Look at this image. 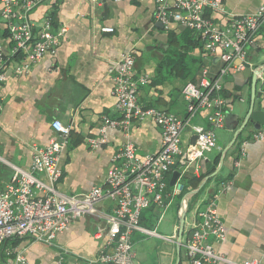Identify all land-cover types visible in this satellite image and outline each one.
I'll use <instances>...</instances> for the list:
<instances>
[{
    "label": "crops",
    "instance_id": "crops-1",
    "mask_svg": "<svg viewBox=\"0 0 264 264\" xmlns=\"http://www.w3.org/2000/svg\"><path fill=\"white\" fill-rule=\"evenodd\" d=\"M222 1L229 12L238 15L251 14L264 5V0ZM154 7V0H105L102 5L91 0H45L35 8L31 13L34 22L42 23L49 17L53 32L60 28L65 31L53 53H46L25 74L8 71L0 85V190L10 180L13 166L29 171L34 150L47 146L56 137L51 126L53 119L70 128L67 145L57 162L61 176L54 186L60 193L86 192L101 184L112 154L126 139L135 143L140 155L159 149L161 130L149 118L137 120L130 128L129 138L120 128H108L104 144L93 148L87 141L101 134L105 116H119L109 69L124 54L134 55V78L147 76V83L138 88V98L144 106L164 108L178 116L186 114V102L181 94L185 82L197 83L204 68L210 75L218 71L220 62L204 54L193 33L175 22L163 25L155 19ZM209 15L218 18L212 12ZM103 26L112 27L113 31L103 32L100 30ZM11 46L5 22L0 17V48L4 55ZM247 52L248 65L221 79V94L229 111L225 113L224 126L215 131L217 146L197 162V169L194 165L187 169L180 178L182 191L163 212L164 217L169 211L170 225L163 227V234L170 235L178 226L183 196L208 177L189 198L184 225L203 199L218 193L217 214L225 238L213 241V247L217 253L238 262L264 255V121L259 130L249 123L230 146L250 106L253 76L264 66V27L257 32ZM256 93L254 109L260 106L264 112L259 77ZM205 116L206 112L202 111L191 122L207 124ZM259 132L261 137L257 136ZM181 137L185 145L191 137L189 128H185ZM34 174L47 182L44 173ZM171 174L166 177V202L174 185H170ZM147 210L152 220H140L141 225L156 228L160 208L152 205ZM97 221L93 215L73 220L50 245L30 237L7 240L0 249V264H7L17 252L29 264H75L92 259L105 242V238L93 237ZM158 239L140 231L132 232L136 263L190 264L182 248L178 256L176 245L164 240L159 244ZM151 251L155 255L153 260L149 259Z\"/></svg>",
    "mask_w": 264,
    "mask_h": 264
},
{
    "label": "built area",
    "instance_id": "built-area-1",
    "mask_svg": "<svg viewBox=\"0 0 264 264\" xmlns=\"http://www.w3.org/2000/svg\"><path fill=\"white\" fill-rule=\"evenodd\" d=\"M45 0H0V17L4 20L10 51L4 55L0 48V85L7 72L25 74L30 66L46 53L57 48L64 28L51 30L52 21L47 17L36 23L31 13ZM102 5L105 0H91ZM154 17L163 25L178 23L190 30L205 55L216 57L218 71L210 75L204 68L197 83L188 80L181 88L186 102V114L178 116L157 106H144L138 98V88L147 83V76L132 75L134 55L128 52L109 69L112 74L113 94L116 97L117 118L104 117L101 134L88 138L95 148L106 142L108 128H120L129 138L131 126L149 118L161 130L159 149L140 155L130 139L117 148L111 156L110 167L101 184L86 192L64 194L55 189L61 176L58 156L66 147L70 135L69 126L53 119L51 126L56 133L47 146L34 150L30 170L13 166L10 180L0 190V249L10 239L30 237L33 241L53 244L56 235L67 229L70 223L84 215L97 218L93 237L105 238L95 257L75 264H138L134 260L132 232L140 231L162 241L177 244L178 227L170 235L147 229L141 225V211L152 205L160 208L156 226L172 198L183 189L180 178L187 169L205 157L217 146L216 129L224 126L225 113L229 111L221 94L223 76L241 71L248 63L247 51L253 45L257 32L264 27V5L251 14L229 12L222 0H154ZM217 15V19L209 13ZM103 32L113 28L103 26ZM260 93L264 100V72L259 75ZM206 112L207 124L192 123V119ZM189 128L196 135L194 144L182 145V132ZM257 136H262L259 132ZM176 171L169 200L164 201L166 177ZM44 173L47 182L34 173ZM40 193V194H39ZM213 193L203 199L194 216L184 225L181 248L190 264H264L260 259L242 262L230 260L217 253L213 241L225 238L224 226L217 214ZM109 204L102 209V205ZM10 252H7V254ZM7 264H29L20 252Z\"/></svg>",
    "mask_w": 264,
    "mask_h": 264
},
{
    "label": "water",
    "instance_id": "water-1",
    "mask_svg": "<svg viewBox=\"0 0 264 264\" xmlns=\"http://www.w3.org/2000/svg\"><path fill=\"white\" fill-rule=\"evenodd\" d=\"M263 69H264V66L261 69L258 68L257 73L253 76L250 106H249V109H248L247 113L245 114L240 126L237 128V130H236V132H235V134H234V136L230 142V146L235 142L238 134L247 128V125L249 123L252 125L253 129L259 130L261 123L264 121V112L262 111L261 107L258 106L256 109H254V98H255V95L256 96L258 95L256 93V80H257L258 75L261 73V71H263ZM195 140H196V135L193 134L190 137V144H194ZM177 175H178V173L176 171H174L172 173L170 185L175 182ZM207 179H208V177L204 179V181L199 185L198 188L187 192L183 196V199L181 201L180 212H179V216H178V226H177L178 227V238H177V244H176V250H177L178 256H179L180 249H181V236H182V232H183V228H184V218H185V214H186L188 200L191 196H193L194 194H196L198 192L199 188H201L203 186L204 182Z\"/></svg>",
    "mask_w": 264,
    "mask_h": 264
},
{
    "label": "rangeland",
    "instance_id": "rangeland-1",
    "mask_svg": "<svg viewBox=\"0 0 264 264\" xmlns=\"http://www.w3.org/2000/svg\"><path fill=\"white\" fill-rule=\"evenodd\" d=\"M217 136V135H216ZM171 176H172V174H171ZM178 176V175H177ZM168 179V178H167ZM149 210H147V209H143L142 211H141V220L144 222V219H148V220H152L151 219V215H150V213L148 212ZM167 213H169V211H167V212H165V214H164V217L162 218V220L157 224V226H156V230H157V232H159L160 234H163V227H165V228H168V227H170V225H168V222H169V216H168V214ZM155 223H156V221H155ZM156 225V224H155ZM167 225H168V227H167ZM151 228H153V226L151 227ZM145 238H146V236H145ZM159 240V244L160 243H162L163 241L162 240H160V239H158ZM138 248L139 247H137L136 249H137V252H138ZM155 258V255H154V252L153 251H151L150 253H149V259L150 260H153ZM147 263V262H146Z\"/></svg>",
    "mask_w": 264,
    "mask_h": 264
}]
</instances>
